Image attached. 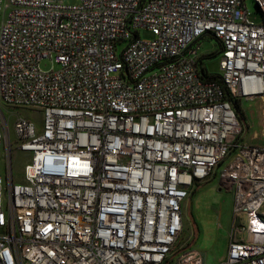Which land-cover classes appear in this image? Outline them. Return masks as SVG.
<instances>
[{"label":"built area","instance_id":"built-area-1","mask_svg":"<svg viewBox=\"0 0 264 264\" xmlns=\"http://www.w3.org/2000/svg\"><path fill=\"white\" fill-rule=\"evenodd\" d=\"M248 14L246 0H0V97L16 115L14 142L0 105V264H205L178 244L183 206L232 154L221 264H264V143L242 138L233 101L264 98V19ZM14 148L30 154L23 181Z\"/></svg>","mask_w":264,"mask_h":264},{"label":"rangeland","instance_id":"rangeland-1","mask_svg":"<svg viewBox=\"0 0 264 264\" xmlns=\"http://www.w3.org/2000/svg\"><path fill=\"white\" fill-rule=\"evenodd\" d=\"M246 7L251 20L263 21V13L255 0H246ZM140 34L143 38L153 37V33L147 29H141ZM200 51L207 54L203 59L207 69L211 73L218 74L220 72V54L216 40L210 36L201 38ZM40 66L43 69H51L58 67V63L51 58H43ZM0 105L9 117L12 141L15 142L14 121L16 115L11 108L4 104L1 97ZM236 105L243 124L242 138L250 143H264V98L257 96L240 99ZM16 109L33 120L38 128L42 127L43 114L41 112L26 106ZM232 155L217 165L214 174L208 180L196 185L194 192L186 198L183 206L184 228L178 244L180 247L192 246L201 250L205 264H221L228 250L234 218L235 192L221 181V175ZM12 157L14 178L16 181H23L25 165L30 161V154L27 151L14 148Z\"/></svg>","mask_w":264,"mask_h":264},{"label":"trees","instance_id":"trees-1","mask_svg":"<svg viewBox=\"0 0 264 264\" xmlns=\"http://www.w3.org/2000/svg\"><path fill=\"white\" fill-rule=\"evenodd\" d=\"M206 55H207V54H206ZM206 55H205V56H206ZM205 56H203L202 59H204ZM217 76H219V73H218V74L211 73V77H217ZM238 100H239V99L236 98V97L233 98V101H234V104H235L236 108H237V105H236V104L238 103Z\"/></svg>","mask_w":264,"mask_h":264},{"label":"flooded vegetation","instance_id":"flooded-vegetation-1","mask_svg":"<svg viewBox=\"0 0 264 264\" xmlns=\"http://www.w3.org/2000/svg\"><path fill=\"white\" fill-rule=\"evenodd\" d=\"M216 42H217L218 48H220V47H221V42H220V40L217 39Z\"/></svg>","mask_w":264,"mask_h":264},{"label":"crops","instance_id":"crops-1","mask_svg":"<svg viewBox=\"0 0 264 264\" xmlns=\"http://www.w3.org/2000/svg\"><path fill=\"white\" fill-rule=\"evenodd\" d=\"M194 190H195V189H193L191 193H193V192H194Z\"/></svg>","mask_w":264,"mask_h":264}]
</instances>
